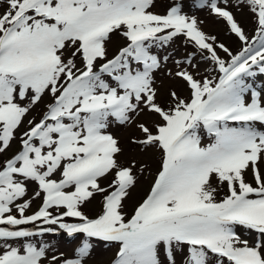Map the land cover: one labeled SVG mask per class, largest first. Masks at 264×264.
I'll return each instance as SVG.
<instances>
[{
    "label": "snow or ice",
    "instance_id": "snow-or-ice-1",
    "mask_svg": "<svg viewBox=\"0 0 264 264\" xmlns=\"http://www.w3.org/2000/svg\"><path fill=\"white\" fill-rule=\"evenodd\" d=\"M157 2L0 0V264H86L93 241L118 247L111 264H264V0H171L164 14ZM185 7L223 22L241 50ZM114 39L125 43L109 58ZM178 39L193 51L178 57ZM164 69L187 97L159 100ZM113 126L139 135L122 146ZM126 148L160 154L130 216L149 166L122 162ZM61 231L84 237L74 258L35 239Z\"/></svg>",
    "mask_w": 264,
    "mask_h": 264
},
{
    "label": "rangeland",
    "instance_id": "rangeland-1",
    "mask_svg": "<svg viewBox=\"0 0 264 264\" xmlns=\"http://www.w3.org/2000/svg\"><path fill=\"white\" fill-rule=\"evenodd\" d=\"M171 0H158L157 7L154 11L158 12L159 14H164L166 11L168 4ZM186 3H190V0H185ZM185 12L189 15H194L197 17L198 20L204 21L201 24V28L203 31L210 35L217 36L218 40L224 43L229 49L233 52V54L238 53L241 50L242 44L238 39L227 32V29L223 22H218L214 17L210 16L207 10L197 9L195 7H185ZM237 20L241 23V26L244 28L246 34L251 38L254 34L255 25L252 22L247 9L243 11L235 12ZM182 39V38H181ZM125 42L123 40L114 39L109 45V58H111L116 51L123 46ZM172 49L176 50L177 56H183L187 53L193 51L191 47H185L182 45L181 40H177L175 44L172 45ZM171 51V49H169ZM219 51V50H218ZM222 58L228 59L223 52H219ZM168 68H173L172 62H168ZM208 69L209 71H205ZM211 65L210 64H201L200 72L201 75H217L214 72L210 71ZM174 70V68H173ZM163 71H167V69L162 70L161 73H157V80H158V87H159V100L161 102L165 101L167 97V93L170 89L175 88L181 96L187 97V91L182 88L180 85L176 84L175 82L171 81L169 78L164 76L162 73ZM48 102V99L45 98V103ZM44 104H41L33 113L32 116L39 119V113H41L44 109ZM31 118V117H29ZM113 135H115L121 141V145L124 146L129 137L138 136L139 133L134 130V128L124 129L118 126H113L109 129ZM207 137L204 138L203 143H207ZM18 148L17 144H14L11 151L8 152V156H11ZM159 153L150 150L147 153H132L129 149L126 148L125 154L120 157L122 162H125L129 159H135L137 161V168H140L142 164L147 163L148 169L143 174L140 175V183L137 187L133 190L131 196L125 202L124 211L127 216H130L133 213L134 208L142 202V200L148 194L150 187L153 183L154 177L159 169ZM250 179V177H249ZM108 181H103L102 183L106 184ZM223 193H221L222 195ZM39 201H34L32 207L26 213L31 215L39 206ZM99 210L96 201L93 202L88 208L85 209L86 213L89 216H94L97 211ZM33 231H38L39 226L33 227L31 225L27 226ZM84 237L82 235H77L74 237H68L66 234L62 233L59 234H46L42 237H37L35 239L41 240L44 243L51 245L48 256L49 258L55 254L60 255L63 253V258H74L73 254L75 250L80 246ZM94 245L92 255L88 258L86 264H111V262L115 259L116 253L118 251V247L111 246V245H104L102 243H98L93 241ZM43 264H47V261H44Z\"/></svg>",
    "mask_w": 264,
    "mask_h": 264
}]
</instances>
